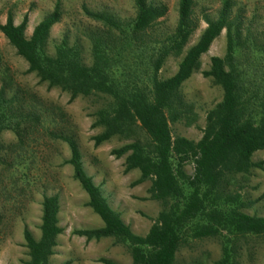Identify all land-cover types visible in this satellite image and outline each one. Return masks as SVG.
I'll use <instances>...</instances> for the list:
<instances>
[{
  "label": "trees",
  "instance_id": "1",
  "mask_svg": "<svg viewBox=\"0 0 264 264\" xmlns=\"http://www.w3.org/2000/svg\"><path fill=\"white\" fill-rule=\"evenodd\" d=\"M133 6L135 15L126 21L82 7L83 15L100 26L86 33L90 64L85 62L80 42H71L68 35L48 52L50 30L62 19L60 3L34 27L29 38L25 36L27 15L15 25L8 14L0 33L27 64L26 73L48 90L67 94L70 102L91 97L103 100L91 115V128L101 129L92 139L94 146L114 138L128 142L111 155L124 158L125 174L139 173L132 186L150 183L149 200L160 211L148 232L140 236L131 231L85 172L75 138L56 133L67 123L63 110L13 87L4 79L9 78L7 70L2 71L5 77L2 75L0 84V137L11 132L16 145L5 147L0 141V171L22 166L32 136L40 130L49 132L67 145L70 157L65 164L88 197L87 207L103 223L99 229L75 230L74 236L86 242L110 239L126 250L131 264H178V254L186 245L217 240L221 256L214 264H238L241 243L264 244V217L243 212L248 204L236 191L253 170L264 171V161H252L255 153L264 151V41L244 36L231 19L229 0H224L215 20L205 19L206 28L191 47L196 29L191 19L192 0H179L173 33L153 39L150 32L166 15V7L147 0H133ZM223 30L225 54L211 57L209 70L202 73L220 88L222 98L206 113L199 141L173 136L170 124L188 121L193 115V106L185 101L181 87L199 71L201 57ZM171 57L180 59L177 70L161 79L158 73ZM188 164L193 165L192 175L185 172ZM40 206L39 239L27 227L23 229L25 264H49L62 233L58 196L43 195ZM99 263L116 264L103 258Z\"/></svg>",
  "mask_w": 264,
  "mask_h": 264
},
{
  "label": "rangeland",
  "instance_id": "2",
  "mask_svg": "<svg viewBox=\"0 0 264 264\" xmlns=\"http://www.w3.org/2000/svg\"><path fill=\"white\" fill-rule=\"evenodd\" d=\"M154 5H164L166 15L160 18L152 31L151 38H162L173 33L178 19L179 0H147ZM191 19L196 29L188 47L194 45L206 28L205 19L215 20L224 0H192ZM231 1V19L240 25L244 36L264 41V0ZM56 3H60L62 19L50 30L48 52H53L55 44L65 36L70 41H79L83 47L85 62L90 64V43L86 33L100 26L87 19L82 7L90 11L105 12L126 21L135 15L133 0H0V24H5L8 14L13 16L14 24L21 23L28 16L25 36L29 38L34 27L52 13ZM226 50V32L213 41L208 52L201 57V66L181 87L186 102L193 106V115L188 121L170 124L173 136L184 137L197 142L202 136L206 113L222 98L220 88L205 78L211 57H223ZM180 59L168 58L158 75L161 79L171 77L177 70ZM7 70L12 86L36 95L46 104H55L66 115L67 123L56 129L75 138L79 148L83 168L99 186L110 207L121 215L123 222L131 231L143 236L152 226L160 207L149 200V182L132 186L139 178L137 171L124 173V158L116 159L111 155L127 141L114 138L99 147L94 146L93 137L101 129H92L91 115L98 110L103 100L99 97L77 98L69 101V96L57 89L48 90L45 84L27 74V64L16 55L0 33V74ZM2 75H0V84ZM53 131V130H49ZM55 132V131H53ZM5 147L15 146L16 138L11 132L1 135ZM27 160L18 167H3L0 171V264H25L28 261L24 248L23 229L27 227L36 240L40 237L38 227L41 217L42 196L57 195L59 198V227L62 233L57 238V246L49 264H101L100 259H108L116 264H131L122 246H115L110 239L99 242H86L84 238L72 234L75 230H92L103 227L99 217L87 207L88 197L72 178V169L65 164L69 157L67 145L53 139L49 132L40 130L34 134L26 146ZM8 161L13 164L11 158ZM253 163L264 161V151L252 157ZM188 175L193 174V165L185 166ZM236 186V191L248 206L243 210L248 215L264 217V171L253 170L245 183ZM221 256V245L217 240L196 241L183 247L178 254V264H214ZM238 264H264V244L261 242L241 243L238 247Z\"/></svg>",
  "mask_w": 264,
  "mask_h": 264
}]
</instances>
